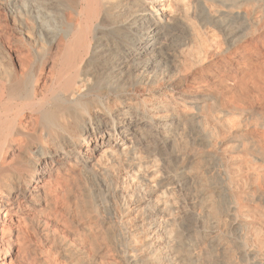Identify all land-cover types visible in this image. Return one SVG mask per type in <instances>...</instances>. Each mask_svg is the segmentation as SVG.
Returning a JSON list of instances; mask_svg holds the SVG:
<instances>
[{
  "label": "bare ground",
  "instance_id": "6f19581e",
  "mask_svg": "<svg viewBox=\"0 0 264 264\" xmlns=\"http://www.w3.org/2000/svg\"><path fill=\"white\" fill-rule=\"evenodd\" d=\"M23 1L0 0V264H264V0H75L53 38Z\"/></svg>",
  "mask_w": 264,
  "mask_h": 264
},
{
  "label": "rangeland",
  "instance_id": "374dc122",
  "mask_svg": "<svg viewBox=\"0 0 264 264\" xmlns=\"http://www.w3.org/2000/svg\"><path fill=\"white\" fill-rule=\"evenodd\" d=\"M52 1L53 2L56 1L55 2L56 4L58 3L57 4L59 5L58 11L54 9H47L45 7L47 0H24L22 2V9L25 11H29L32 17L37 22L36 24L37 27L38 28L42 27L44 30L50 32L53 38L63 33L65 30H64V27L62 26L63 25L69 26L72 19H75L77 15L74 9L76 7V4L74 3L75 0H70V1L69 0H60V1L52 0ZM215 32L218 33L216 30ZM38 35L40 36V38H43L42 33H38ZM103 197L105 200H107L106 196H103ZM108 209H107V215L113 219L115 214L112 209L111 210H108Z\"/></svg>",
  "mask_w": 264,
  "mask_h": 264
}]
</instances>
